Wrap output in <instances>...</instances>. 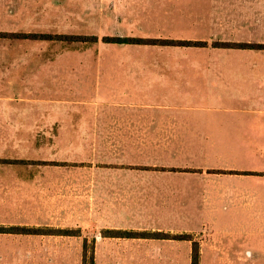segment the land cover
<instances>
[{"label": "crops", "instance_id": "obj_1", "mask_svg": "<svg viewBox=\"0 0 264 264\" xmlns=\"http://www.w3.org/2000/svg\"><path fill=\"white\" fill-rule=\"evenodd\" d=\"M209 1L215 6L209 15L157 14L156 17L163 22H174L178 18L194 21L196 25L190 27V39L206 43L195 49L206 53L207 59L182 57L183 60L172 61L170 54H164L162 49L164 58L157 57L156 53L152 55L154 51L146 58L137 52L131 57L148 59L152 55L151 59L158 58L157 61L80 63L84 70L96 71L97 76L102 75V70L106 71L105 92L109 100L105 103L97 99L99 95L95 99L75 101L35 97L32 90L45 91V85L41 84L45 71L58 65L12 63L10 69L20 71L19 76L34 77L33 85L23 89L12 80L7 82L12 94L0 95L1 127L5 128L0 129V133L12 134V122L6 120L12 117L42 118L53 115L50 114L52 107L88 108L104 104V107L125 111L118 116H106L108 124L88 125L83 131L79 130L82 126L54 131L53 127H36L32 123L28 134H62L61 140L57 136L55 139L43 136L41 142L73 147L86 144L84 137L77 136L81 133H92L95 137L112 135L104 140L105 150L134 151L138 162L125 163L117 154H107L111 158L99 166L106 167L108 174H104L103 169L98 173L96 163L92 166L84 160L38 161L14 166L12 162H0V264H83L86 261L92 264H192L195 243L200 264L264 263V238H259L264 237V48H215L210 45L215 35H208L209 31H214L223 38L220 42L264 45V40L251 42L264 37V0ZM118 2L121 12L114 13V20L105 16V21L138 22L139 14L146 15L141 12L138 0L128 4ZM165 2L157 0L155 5L164 6ZM125 6L134 11H127ZM193 49L189 47L187 51ZM251 54L255 55L252 60ZM239 57L250 61H238ZM146 70H170L171 76L175 70L207 71L206 75L212 77V89L198 95L209 97L213 93L210 99L238 102L242 108L176 109L145 104L146 91L151 90L150 84L144 82ZM125 71L137 72L126 75ZM152 75L161 78V74ZM231 80H240V84H233ZM201 81L186 76L182 96L175 95L176 88L169 87L163 100L185 102L193 95L186 90L187 83ZM225 81L232 85L227 93L218 88V84ZM119 82L120 87L116 86ZM26 91L29 92L23 94ZM96 91L101 92L100 84ZM146 109H153L152 113L140 112ZM94 117L99 118L100 114ZM181 135H188L191 142L184 141ZM169 141L189 154L187 163H183V159L177 161L178 155L180 158L183 155L176 150L173 154L167 152L163 159L152 157L150 161L143 157L145 149L166 148ZM5 143L11 144L12 139ZM97 143L96 139L94 146ZM52 168L71 172L46 173L52 172ZM124 171L140 178L136 193ZM193 192H201V195ZM195 198L201 199L202 230L149 227L140 223L129 226L120 222L128 213L144 214L150 216V220L154 214L162 219L171 214L177 219L187 208L192 209ZM214 213L217 220L212 219ZM230 230L251 231L254 237L221 236L222 231ZM210 231H219L220 236ZM194 234H199L200 239ZM178 236L189 237L180 239Z\"/></svg>", "mask_w": 264, "mask_h": 264}, {"label": "rangeland", "instance_id": "obj_2", "mask_svg": "<svg viewBox=\"0 0 264 264\" xmlns=\"http://www.w3.org/2000/svg\"><path fill=\"white\" fill-rule=\"evenodd\" d=\"M118 1H126L125 4L130 3L132 0H0V95L12 94V88L7 86V82L12 80L17 85L21 84L22 88L29 87L33 82L34 77H21L20 71H12V63L25 64V63H46L52 66L48 67L45 71L46 77L41 84H44L45 91L42 93V89L39 91L32 90L33 96H45L47 98L75 101L79 99H95L96 96L101 103H105L109 98L105 89L107 79L104 77L106 71H101L102 75L97 76L94 70H84V66L80 67L82 63H89L92 61H132V60H147L153 61L157 59H151L155 53L157 57H163L161 50L164 54H170L172 61L183 60L182 57L190 58H205L208 55L206 53L198 52L195 47L206 45L201 41L194 42L191 40V26L196 25L194 21H183L176 19L174 22L158 21L157 14H167L169 16L186 17L192 15H209L212 10L215 9L213 3L209 0H165L164 6H157V0H138L141 4V12H146V15L139 14L138 22L127 21H105L107 16L114 20V13L121 12V5ZM213 1V0H212ZM26 2V3H25ZM175 4L170 6L171 3ZM137 6L140 7V4ZM127 9V6L124 7ZM131 11H134L132 9ZM165 16V15H164ZM179 27H183L186 30H181ZM190 28V29H188ZM212 33L216 38L210 40V45L215 48L231 47L238 48L240 44L228 43L226 41L220 42L223 38L218 37L214 31H209L208 35ZM33 35V36H32ZM89 37L86 40L73 39L72 37ZM28 37V38H26ZM92 37H96L95 41ZM108 38H129L132 39V43L129 44H117L107 41ZM257 40V41H256ZM254 43L262 42L264 37L260 39L256 38ZM182 42H189L194 44H180ZM197 43L198 45H195ZM202 44V45H201ZM156 46V47H155ZM170 47V48H168ZM189 47L194 48L193 51H187ZM155 49V50H154ZM152 51H154L152 53ZM134 52L139 55L148 56L152 55L148 59L136 58L132 59ZM239 55V54H235ZM244 55V54H242ZM255 56L251 54V59ZM220 58L223 55L219 56ZM164 58V57H163ZM238 61H250L249 58L241 59ZM81 63V64H80ZM73 67H80L73 70ZM115 72V71H108ZM119 72V71H116ZM136 73L137 71H125V74ZM170 70L167 71H144V79L146 84H150L151 90L146 91L145 104L150 105H166L173 106L176 109L185 108H242L240 103H227L217 102L210 99L214 97L213 93L209 97L204 95H198L201 91H209L212 89V77L207 76V71H186L175 70L173 76L170 74ZM22 73H25L22 72ZM152 74H161V78H156ZM198 74H204L203 77ZM186 76L190 79L202 80L201 82L187 83L189 86L186 88L192 97L187 101L181 100H168L165 101L166 89L169 87L176 88L175 95L182 96L183 84ZM145 77H149L145 78ZM118 78V77H114ZM157 79L158 81L153 82ZM222 81V80H221ZM233 84H240V80H231ZM101 85V92L98 94L96 91ZM121 83H117L116 86L120 87ZM20 87V86H19ZM232 85L225 82H220L218 88L221 92L227 93V89L230 90ZM26 91L23 94L28 93ZM22 93V92H21ZM41 93L43 95H41ZM181 94V95H180ZM259 106V105H258ZM81 109V110H80ZM153 109H146L140 112L152 113ZM85 111V112H83ZM125 110L118 108L111 109L104 107V104L98 107H74V105H67L63 107L57 106L50 109V114L42 118L35 117H12V119H6L10 123L12 122V134L0 133V162L10 163L12 166L21 164H35L38 161H82L91 163L95 166L100 173V169L105 170L106 167H100L104 162H108L109 155L117 154L120 160L124 158L125 163L127 161L138 162V158L134 151H120L115 152L105 150L104 140L112 137V135H97L89 133H81L77 136L84 137L87 142L79 147L70 146V144L62 145L60 143H47L41 142L43 136H50L51 139H55V136L59 140L62 138V134H41L30 133V124L36 125V127H53L56 129H70L75 126L79 127V130H84L88 125L94 124L103 125L108 124L109 119L105 118L111 114L116 116L121 115ZM127 111V110H126ZM156 111V110H155ZM100 114L99 118H95L94 115ZM84 117H79V115ZM192 121H196L197 118H191ZM3 119L0 118V129L3 125ZM107 121V122H105ZM59 127V128H58ZM35 129V128H34ZM11 128H9V131ZM114 135L113 137H116ZM183 140H188V135H181ZM61 137V138H60ZM12 139V143H5ZM98 140V143L94 146V141ZM99 140L101 142L99 143ZM110 141V140H108ZM90 142V143H89ZM111 147V146H109ZM174 150L180 151L183 157H179L177 161L184 160L183 163L189 161V154L186 151H181L176 148L171 141L168 142L166 148L161 147L153 150L152 148L143 151V157L146 160L152 161V157L155 159L167 156V152L174 153ZM109 154V155H107ZM159 159V160H161ZM111 160V159H109ZM94 163V165H93ZM118 169L117 167H113ZM121 168V167H120ZM126 169V168H125ZM46 173H70L71 170H56L52 168ZM108 174L109 172L105 170ZM13 172V170H12ZM96 172V173H97ZM114 171L113 173H115ZM97 175L99 176L100 174ZM123 174L129 176V182L134 185L135 189L140 184V178L136 177L133 172L124 171ZM99 179V178H98ZM99 184V182H98ZM148 185V182L145 183ZM200 194H193L201 195ZM148 208V206L146 205ZM201 210L202 204L200 198L194 199V205L191 210L187 208L184 215H178L175 219L174 215H169L166 219L153 215L150 220V216L138 215L128 213L123 216L122 221L129 226L147 225L149 227L161 226L163 228H181L189 230H202L201 227ZM112 217V216H111ZM217 213L212 216L213 220H217ZM113 218V217H112ZM184 218V219H183ZM201 218V219H200ZM117 219V217H116ZM82 220H87L83 218ZM119 223V222H118ZM146 223V224H145ZM222 237H238V238H252L254 235L251 231L237 230V231H222ZM215 236H220L219 231L211 232ZM256 233V231L254 232ZM233 234V235H230ZM195 235V234H194ZM195 237L200 239V235L196 234ZM194 238V236H193ZM264 238V237H259ZM83 264H92L91 262H83ZM145 264H163V263H145ZM168 264V263H164ZM177 264H189V263H177ZM191 264V263H190ZM200 264V261H199ZM238 264H264V263H238Z\"/></svg>", "mask_w": 264, "mask_h": 264}, {"label": "trees", "instance_id": "obj_3", "mask_svg": "<svg viewBox=\"0 0 264 264\" xmlns=\"http://www.w3.org/2000/svg\"><path fill=\"white\" fill-rule=\"evenodd\" d=\"M33 36V35H32ZM28 38V37H26ZM73 39H78V40H87L89 37H72ZM95 41L97 40L96 37H92ZM107 41L117 43V44H129L132 43V39L129 38H108ZM134 42V41H133ZM180 44H194V43H189V42H182ZM195 45H198L195 43ZM202 45V44H201ZM239 47H244V48H264V45H256V44H240L238 45ZM152 236H160L159 234H152ZM189 236H178L177 238H188ZM193 255H192V264H199V250H198V245L195 243L193 245Z\"/></svg>", "mask_w": 264, "mask_h": 264}]
</instances>
